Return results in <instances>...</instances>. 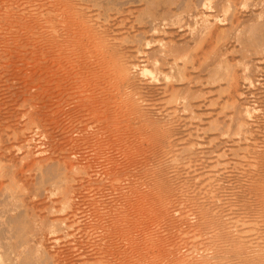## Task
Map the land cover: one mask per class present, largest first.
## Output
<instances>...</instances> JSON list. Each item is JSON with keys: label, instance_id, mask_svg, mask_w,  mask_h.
I'll return each instance as SVG.
<instances>
[{"label": "rangeland", "instance_id": "rangeland-1", "mask_svg": "<svg viewBox=\"0 0 264 264\" xmlns=\"http://www.w3.org/2000/svg\"><path fill=\"white\" fill-rule=\"evenodd\" d=\"M0 264H264V0H0Z\"/></svg>", "mask_w": 264, "mask_h": 264}]
</instances>
